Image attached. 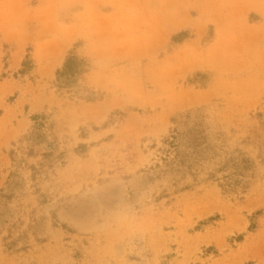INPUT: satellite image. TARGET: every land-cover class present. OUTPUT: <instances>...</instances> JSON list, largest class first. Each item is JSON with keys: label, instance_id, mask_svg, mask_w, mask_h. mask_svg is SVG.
<instances>
[{"label": "rangeland", "instance_id": "rangeland-1", "mask_svg": "<svg viewBox=\"0 0 264 264\" xmlns=\"http://www.w3.org/2000/svg\"><path fill=\"white\" fill-rule=\"evenodd\" d=\"M204 1L0 2V264H264V17L238 57ZM189 113L232 190L156 169Z\"/></svg>", "mask_w": 264, "mask_h": 264}, {"label": "trees", "instance_id": "trees-1", "mask_svg": "<svg viewBox=\"0 0 264 264\" xmlns=\"http://www.w3.org/2000/svg\"><path fill=\"white\" fill-rule=\"evenodd\" d=\"M82 62L84 60L74 54L68 56L63 68L58 71L60 88L71 84V79L69 82L63 78H73L78 70L83 67L89 68L88 63ZM38 119L39 116L35 121ZM185 123L184 128L177 127L164 139V147L161 149L164 156L156 169H160L164 177L171 175L178 180L191 176L198 181L203 179L198 176L201 171L204 172L207 181H220L218 175L229 171L221 180L226 181L222 184L223 187L227 186L232 190L235 186L238 163L235 159L221 160L226 152L225 133L212 130L203 114L189 113L185 116Z\"/></svg>", "mask_w": 264, "mask_h": 264}, {"label": "crops", "instance_id": "crops-1", "mask_svg": "<svg viewBox=\"0 0 264 264\" xmlns=\"http://www.w3.org/2000/svg\"><path fill=\"white\" fill-rule=\"evenodd\" d=\"M2 0H0L1 2ZM6 1V0H4ZM12 2L29 3L33 0H9ZM204 1V0H203ZM201 12L203 15L210 17L216 25V44L212 48H219L224 45V38L228 37V42L232 50L238 57L247 52L253 44V25L248 22L249 15L255 14L264 17V0H206L204 1ZM159 9L158 11H160ZM161 13V12H159ZM163 13V10H162ZM209 19V18H208ZM255 26V25H254ZM261 30V29H260ZM259 38L264 35V30H261ZM0 33L2 38L10 42H18L13 37H8L5 30L1 28ZM29 36L26 38L29 40ZM223 38V39H222ZM244 63H249L247 59Z\"/></svg>", "mask_w": 264, "mask_h": 264}]
</instances>
